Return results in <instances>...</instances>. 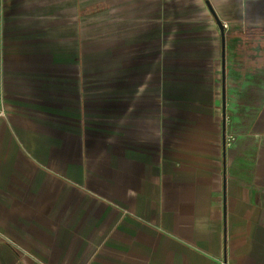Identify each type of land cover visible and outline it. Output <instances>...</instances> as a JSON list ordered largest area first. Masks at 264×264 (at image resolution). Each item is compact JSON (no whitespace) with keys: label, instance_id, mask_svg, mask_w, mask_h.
I'll list each match as a JSON object with an SVG mask.
<instances>
[{"label":"crops","instance_id":"1","mask_svg":"<svg viewBox=\"0 0 264 264\" xmlns=\"http://www.w3.org/2000/svg\"><path fill=\"white\" fill-rule=\"evenodd\" d=\"M0 97V264H264V0H1Z\"/></svg>","mask_w":264,"mask_h":264},{"label":"rangeland","instance_id":"2","mask_svg":"<svg viewBox=\"0 0 264 264\" xmlns=\"http://www.w3.org/2000/svg\"><path fill=\"white\" fill-rule=\"evenodd\" d=\"M178 1H180V0H178ZM170 4H176V2H172V3H170ZM177 5V4H176ZM176 5H174V9L172 8L170 11H172L171 12V14H170V19H169V21H168V32H169V36H165V38H168V47H169V49H176V23H177V21H176V16H177V9H175L176 8ZM165 39H163V41H164ZM158 45H157V43H155L154 42V47H159V45L161 46V44H160V40H158Z\"/></svg>","mask_w":264,"mask_h":264},{"label":"built area","instance_id":"3","mask_svg":"<svg viewBox=\"0 0 264 264\" xmlns=\"http://www.w3.org/2000/svg\"><path fill=\"white\" fill-rule=\"evenodd\" d=\"M0 116H2V117L6 116V109H5V107H4L3 103H2L1 97H0Z\"/></svg>","mask_w":264,"mask_h":264}]
</instances>
